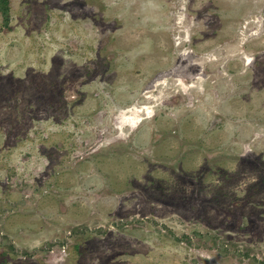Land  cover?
<instances>
[{"label":"rangeland","instance_id":"rangeland-1","mask_svg":"<svg viewBox=\"0 0 264 264\" xmlns=\"http://www.w3.org/2000/svg\"><path fill=\"white\" fill-rule=\"evenodd\" d=\"M0 0V264H264V0Z\"/></svg>","mask_w":264,"mask_h":264},{"label":"trees","instance_id":"trees-1","mask_svg":"<svg viewBox=\"0 0 264 264\" xmlns=\"http://www.w3.org/2000/svg\"><path fill=\"white\" fill-rule=\"evenodd\" d=\"M1 3H3L2 5H4V7H3V11H4V13H7V12H8V9H7V7L5 6L6 3H7V0H2Z\"/></svg>","mask_w":264,"mask_h":264}]
</instances>
